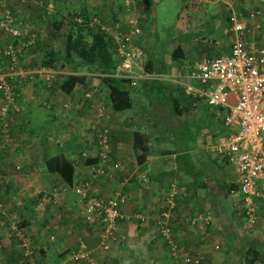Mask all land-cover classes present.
<instances>
[{"label": "crops", "instance_id": "crops-1", "mask_svg": "<svg viewBox=\"0 0 264 264\" xmlns=\"http://www.w3.org/2000/svg\"><path fill=\"white\" fill-rule=\"evenodd\" d=\"M76 1L47 0L44 14L34 7L35 4H43V0H0V14L4 8L11 9L23 32L29 30L28 25H23L29 20L34 21L30 23L31 27L37 28L44 17L52 19L54 15L59 19L58 15L62 14L68 18V15L77 12L92 15L96 11L104 13L106 7L113 10L110 17V13L105 17L98 12L96 16L109 23L115 19L126 23L134 17L143 30L142 35L135 39V46L143 53L144 68L148 73L161 75L158 83L167 93V87L175 83L170 74L185 71L187 63L195 61L189 60L186 53L184 43L189 41L187 33L197 35L195 38L193 33V46L199 40L206 42L203 45H207L208 49L204 50L202 43L197 45V48L203 47L200 58L229 51L233 40V31L228 22L231 7L246 23L244 32L252 33L256 38L252 41L264 46V13L249 16L254 9L264 6L263 0H176L180 7L178 20H181L182 28L178 30L180 26H176L174 31L177 38L175 47L181 46L183 50V55L179 57L158 53L149 39L144 40V33L150 38L154 33L153 29L150 28V31L148 28L152 19L149 16L153 11L152 0H131L129 9L109 0H83L78 10L73 9ZM57 4L63 8H57ZM57 19L53 20L60 21ZM187 21H192L193 27L186 29ZM52 24L56 26L54 22ZM202 27L221 38L226 35V30H230L231 38L228 36L227 45L216 43L214 38V41H209L201 34ZM5 39L0 30V70L7 69V58L1 51ZM37 47L34 44L29 49L36 50ZM19 54L23 68L31 69L39 63L25 65L23 62V65L25 54L23 51ZM167 55H170L168 59ZM171 57L175 61L171 62ZM64 69L71 71L69 67ZM77 71L87 74L80 67ZM59 77L45 80L14 73L9 79L14 86V99L8 103L5 115L0 113L1 251L7 240L14 245L18 239L32 236L42 245L38 251L35 249V254H42L49 264H70V253L78 247L81 239L91 250V258H78L76 264H249L251 257L255 259L252 264H264V199L258 200L256 218L250 221L252 227L248 231L244 227L238 228L239 225L234 224L231 217H221L223 211L242 213L246 217L241 202L238 209L231 211L235 208L231 203L232 194L228 196L223 190L224 183L231 179L228 176L233 178L236 175L231 163L211 153L207 162L206 159L202 160L208 165L202 184L197 179L200 172L193 173L198 167L190 159L194 151L188 145L184 150L174 151L172 146L169 150V143L155 137L156 134L147 141L143 140V144L135 145V130L147 133L155 131L148 122L149 114H152L150 106L156 102L141 104L136 109H133V105L115 109L109 97V87L102 79L93 81L86 75L82 83L67 92L60 87ZM163 81L168 83L162 84ZM82 89L84 92L92 90V96L85 97ZM3 103L5 100L0 92V107ZM101 103L105 105V114L99 116L94 105ZM214 108L216 110L208 109L210 120L206 128L221 121L218 123L221 133L227 132L222 123L223 112L219 114V109ZM103 129L109 133L107 151L110 154L109 161L102 167L104 173L96 169V166H101L97 157L98 131ZM193 139L198 149L204 147L206 150L210 142L218 140L207 138L203 143V139L199 141L197 135L189 139V144H194ZM143 146L148 148L141 161L137 154ZM82 151H87V158L82 157ZM57 155L74 163L72 175L57 171L55 164L60 161H55ZM115 161H120L122 167L114 168L112 163ZM179 171L185 174L186 182L179 181L182 178ZM76 185L82 187V192L74 189ZM174 185L180 186L183 192L175 196L174 206L169 211L171 236L168 238L161 232L159 219L162 209L166 207L164 194ZM117 192L125 197L121 207L124 216L120 219L118 238L111 242L108 252H103L97 247L101 236L100 225L86 217L84 208L91 196H110ZM7 227L11 228L10 234ZM235 229L242 234L239 242H236V237L240 233ZM121 233L125 235L123 240H120ZM14 246L9 249L7 259H15V262L21 260L17 258L20 255L27 257L25 251ZM16 251L17 257L14 258L16 255L13 252ZM30 256L31 253L27 258ZM1 258L3 261L4 258Z\"/></svg>", "mask_w": 264, "mask_h": 264}, {"label": "built area", "instance_id": "built-area-1", "mask_svg": "<svg viewBox=\"0 0 264 264\" xmlns=\"http://www.w3.org/2000/svg\"><path fill=\"white\" fill-rule=\"evenodd\" d=\"M124 2L129 9L131 0ZM261 13H264V6L254 9L249 16L254 17ZM75 18L78 21L83 20L81 16ZM229 19L233 40L227 53L203 56L191 62L190 66L186 65L185 71L171 73L170 76L191 96L198 97L202 102L223 111L222 122L227 132L220 134L217 141L210 142L208 149L221 160L234 166L237 187L233 188L230 194L237 193L241 196L245 215L252 222L256 218L258 200L264 199V46H258L243 37L246 23L232 7ZM85 22L89 26L99 25L111 37L116 60L112 74L129 77L131 85H135L137 80L143 78H160L159 73H148L144 68L143 53L135 46V39L141 35L142 29L134 17L129 18L126 23L115 19L106 24L98 16L88 18ZM0 30L6 37L1 51L7 58V69L0 70V92L5 100L0 107V113L4 116L8 103L14 99V86L9 80L14 73L36 79L41 77L45 80H53L60 76L61 80L69 71L44 65L27 69L19 64V53L33 44L36 33H26V37L16 41L14 37L22 35V30L9 8H4L0 14ZM93 74L94 79H102L107 73ZM91 91L87 90L83 95L91 97ZM94 106L99 116L105 114L103 103ZM98 136L97 157L101 166H96V169L104 173L105 169L102 167L110 159L107 151L108 130H99ZM81 155L84 158L88 157L87 151H82ZM112 164L114 168L122 167L120 161ZM74 189L82 192L80 185H76ZM182 192V189L174 185L164 194L166 207L162 209L159 225L161 232L168 238L171 236L169 211L174 206L175 196ZM124 201V195L119 192L110 196H91L86 201L84 208L86 217L101 225V236L97 245L100 251L108 252L111 242L118 238L120 219L124 216L121 211ZM123 239L125 235L121 233L120 240ZM215 246L218 247V244ZM90 251L81 239L70 256L74 259L81 257L89 259ZM24 255L29 256L28 251H25Z\"/></svg>", "mask_w": 264, "mask_h": 264}, {"label": "rangeland", "instance_id": "rangeland-1", "mask_svg": "<svg viewBox=\"0 0 264 264\" xmlns=\"http://www.w3.org/2000/svg\"><path fill=\"white\" fill-rule=\"evenodd\" d=\"M16 1L17 0H15V2ZM43 1H44L43 4L42 3L35 4L34 7H37V10L39 9V11H41L42 13H44V12L46 13V11H47V6H46L47 0H43ZM109 1H113L112 3L116 2V3H120V4L124 5V0H109ZM6 2H8V0H6ZM82 2H83V0H77L76 3H75V7H73V9H77L78 10V8L80 7ZM152 4H153V11L149 15L150 17H152V19L149 22L148 28H149L150 31H151V29H153L154 33H153V35H151V38L148 36V34L146 35L144 33V35H143L144 40L145 39H147V40L149 39V41L151 42V44L155 48L154 50L157 51L158 53L171 54L172 49L177 44V38H176V35L174 34L175 27L176 26H180V24H181L180 23L181 20H178L180 7H178L176 0H152ZM57 5H58L57 8L58 7L59 8H63L62 5H60V4H57ZM112 7H113V5H112ZM108 9H109L108 7L103 9L104 13H107V14L102 13L100 11V9H99L100 12L96 11L92 15L88 14L86 17L87 18H91L93 16H96L97 12H98V14L104 15V16L108 15L110 13L109 14V17H110L113 10H108ZM61 15H58V17L60 19V22H61L59 27L58 26H54L52 24L53 21H54L53 19H57L54 15H52V19L51 18L50 19H47V18L45 19V17L42 18V21H41L40 25H38L39 27H37V28H35V27L32 28L31 27L30 23L34 22L32 20L27 21L28 22L27 24H23L25 26L28 25L29 26L28 27L29 30H27V32H23V30H22V35L14 37L16 41L17 40L21 41L22 37H26V33H31V32L35 31L36 35L34 36V40L35 41L33 42V44H31L30 46H28L27 48H24L22 50L24 52V54H25V57H26L25 61H22V64H23V62H24L25 65L35 64L36 62H40L41 59L44 57L45 52L48 49H50V47H52L54 49H60L62 47L63 43H64V37H65L66 33L68 32V30L71 27V23L72 22L76 23V18L75 17L76 16H81L83 18L84 15H86V14L73 13L72 15H68L69 16L68 18H64V16H61ZM32 16H33V14H32ZM59 19H57V20H59ZM102 21H103V23H106V24L109 23L108 21H104V20H102ZM252 21L254 22V20H252ZM228 22L230 23V21H228ZM151 24H152V26H151ZM183 24H184V22H183ZM187 24H188V27H186V29L193 27V22L192 21H187ZM177 29L181 30L182 28L180 26V27H177ZM202 29L203 30L201 31V34H203L205 36V38H209V41H214V39H215L216 43H221V44L227 45L226 44L227 43V39L229 37L231 38V32L228 33V31H230V30H226V32H225L226 35L223 38H221L220 36H217V34L215 32L211 33L208 29H205V27L204 28L202 27ZM149 30H147L146 32L149 33ZM142 32H143V30H142ZM193 33L192 32L191 33H187L188 37H189V41H185V43H184V45H185V47L187 49L186 53L188 52L187 55H188L189 60L199 59L201 54H202L203 47H204V50L208 49L207 45H203L204 43H206L205 41L204 42L200 41V40H199V42L197 41L198 42L197 45L200 46L201 43H202L203 47H198L197 48V45L193 46V42H194V39L192 38L193 37ZM194 34H195L194 37L195 36L197 37L196 33H194ZM251 34L252 33L244 32L243 33V37L246 38L247 40H250V41H252V39H256ZM141 35H142V33H141ZM179 38H181V37H179ZM253 43H255V42H253ZM34 44L38 45L37 49L34 50L32 48L30 50L29 48L32 45H34ZM215 44H213V45H215ZM164 45L166 47H164ZM258 46H260V45H258ZM1 47H2V45H1ZM164 48L167 51H165ZM20 55L21 54H19V57H20ZM169 56L167 55L166 59H168ZM28 57H30L29 62H26V59ZM170 59H171V62L175 61V60H173L172 57ZM186 60H188V59H186ZM19 61H20L19 64H21V60H19ZM33 61H35V62L33 63ZM190 63L191 62H188L187 65L190 66ZM38 64H36V65H38ZM79 66H80V68L83 71H85V73H87L86 75H88L91 78H93L92 79L93 81L95 80L94 77H93L94 76L93 73H96L98 71H90L89 72V70H88L89 68L85 64H81ZM167 83H168L167 81H163L162 82V84H167ZM172 86L175 89H177V92L179 91L180 85L174 83V84H172ZM82 92H84V89H82ZM130 95H131L132 102H133V109H136V108L140 107L141 104H144V105L148 104L151 100H155L156 98H158V96H161V99L164 97V100L165 99L169 100V96H165L164 94L161 95L160 93H157L156 91L148 92L147 89L144 87L142 80H137V83L130 87ZM208 109L216 110L214 108V106H210L206 102L203 103L202 100H198V104H196L195 107H189V111L187 113L183 112V114H179L176 117H173V119L176 121V123L181 122V120H183V119L188 120L189 126H190V128L192 130V133H194V136L197 137V135H198L199 136V141L201 139H203V143H204L207 138H209V139L210 138L211 139H217L219 134L224 133V131H222V133H221V128H219L221 126H218V123L221 122V121H217L215 123V126L213 125L210 128H208V129L206 128L205 125H207L209 120H210L209 119L210 117H208V115H210V112H209ZM155 110H157V109H155ZM159 111L157 113L160 114ZM217 113L220 114V112H217ZM217 113L215 112L216 116H217ZM149 115L150 116H149V122L148 123L150 125H153L151 123L153 121L154 116L152 117V114H149ZM165 117L166 116L163 114V110H162V118L165 119ZM162 118H160V119L163 120ZM161 123L162 122H160L159 123L160 125L156 126V127H155V125H153L152 126L153 129L155 131L159 130V132L160 131H165L167 134H169L168 136L171 137V138H173L175 136V134H177V132H176L177 130L174 127H170L171 126L170 124L168 126H163ZM176 126H180V123L177 124ZM201 129H202V131H205L203 134H200V132H202ZM108 135H109V133H108ZM186 139H187L186 137H184V136L182 137V141H186ZM192 141L194 142V139ZM189 142H190V140H188V146H189L190 150L194 151L193 153H191L192 157L190 156V159L191 160L193 159V162H195V164L197 163L196 166L198 167V169L196 168V170H193V173H199L200 172L198 177H197V179L202 180V179H204V172H207V170H208V167H207L208 165L206 163L207 159L209 160V158L211 157L210 154L212 152L210 150H208V149H207L208 150L207 151L206 148H204V147H200V149H198L197 144L195 142H194V144L192 142L189 144ZM201 153H202V155H201ZM202 160H205L206 162H203ZM180 173L181 172L179 171V174ZM181 176H182V178L179 181H181L183 183L186 182L187 179H185V174L181 173ZM228 178H231L229 181H233V182L236 183L237 175H235L233 178L228 176ZM179 187H177V188H179ZM231 201H232L231 202L232 205L235 207V208H232L231 211L234 212L233 210L238 209L237 207H239V202H241L240 195L237 194V193H233L232 197H231ZM223 213H224V211L221 213V217H223L225 219H226V217H227V219L229 217H231V219H234V221H233L234 224L237 223V225H239L238 228L244 227V229H246L248 231L252 227L251 224H250L251 222L247 221L246 217L244 215H242V213H241V215L238 214L237 212H234L236 214H233L231 212L230 213L229 212L228 213H224V214ZM232 228H234V226ZM236 228H237V226H236ZM7 230H8V233L10 234L11 228L9 229L7 227ZM235 230L238 231L239 229H235ZM239 233H240V230H239ZM26 237L24 236V238L21 239V240L17 238L18 239L17 240V244L14 243V245H16L17 248H19V249H21L23 251H28V254L32 251L31 252V256L29 258H27L28 256L27 257H23V258H22V256H20L21 260L20 261H15V262H14L15 259L14 260L7 259L8 252H10L9 249L10 248H15V246L13 245V242H9L7 240V242H5V244H3V245H5V248L2 251L0 250V264H36V263H39V262L41 264H49V260H45L43 258L42 254H35V249L37 251L39 250V247L41 245L40 242H38L35 237H32V236H29L27 238ZM241 237H242V234L240 233V235L236 237V239H237L236 242H239L241 240L240 239ZM29 239L31 240V243L29 242ZM32 239H34L36 241L33 242ZM82 240L84 241V239H82ZM84 242L86 243V241H84ZM0 245H2V244L0 243ZM17 252L18 251L13 252V254L17 256ZM1 257L4 258L3 261L1 260L2 259ZM75 262H77V260L72 258V262L70 264H76ZM67 264H69V263H67Z\"/></svg>", "mask_w": 264, "mask_h": 264}, {"label": "trees", "instance_id": "trees-1", "mask_svg": "<svg viewBox=\"0 0 264 264\" xmlns=\"http://www.w3.org/2000/svg\"><path fill=\"white\" fill-rule=\"evenodd\" d=\"M78 13L82 14L83 12H77L76 14ZM83 14L86 15H84L82 21L76 20V23H71V27L64 37V43L62 47L60 49H54L50 47V49L45 52L44 57L39 62V65L62 69L69 67L71 71H69L60 80V87L67 92H70L75 88L76 85L84 81L86 74L77 71L80 67L79 65L81 64L87 65L89 71L107 73L105 76H102V79L104 83H106L109 87V97L111 100L112 107L115 109L130 108L133 105L132 98L130 95V87L132 86L130 83L131 79L129 77L117 76L111 73L113 67L116 64V60L113 55L114 45L111 40V37L99 25H87V22H85L88 19L86 17L87 13ZM53 22L58 27L61 24L60 21ZM171 55L174 57L182 56L183 50L181 46L177 45L176 47H174L172 49ZM159 81H161L159 80V78H149L145 81L143 80V85L148 92L156 91L161 95L164 94L165 96H169V100H164V97L161 99V96H158V98L149 102V104L151 102H156L155 104H153V106L148 105L151 109H153L152 117L154 116V122L152 121V124L156 126H159L160 122H162L161 124L163 126H168L170 124V127H174L177 130V134H175V136L171 138L168 136L169 134H167L165 131L159 132L158 130L156 132L153 131L152 133H147L141 130H135L134 143L135 145H141L143 144V140L147 141L151 135L156 134L155 137H157L158 139L163 138L169 143V150L171 149V146L172 150L174 151L180 149L184 150L188 147V140L192 136H194V133H192L188 120L183 119L181 120V122L176 123L173 117H176L179 114H183V112L187 113L189 111V107H195V105L198 104L199 98L188 94L185 91L184 87L175 81V84L180 85L179 91L177 92V89H175L171 85L167 87V93L166 90L163 89V87L158 83ZM158 110H161L160 114L157 113ZM162 110L163 114L166 116L165 119L162 118ZM219 112L221 114L223 111L219 109ZM160 118H162L163 120H161ZM179 123L180 126H176ZM222 123H220V125ZM183 136L187 138L186 141H182ZM143 148L142 151L137 154L138 160L141 161L143 160L144 155L147 153L148 146H143ZM55 161H57V164H55V168L58 172L63 175H72L74 170V163H72L71 160L69 161L66 158H63L62 156L57 155L55 156ZM60 165H62L63 167V169L61 168V170ZM204 174H206V172H204ZM204 179L201 180L202 184ZM223 186V190L226 195L230 196L231 190L233 188H236L237 184L233 181H226ZM97 223L100 225L99 222ZM16 257L17 256H14V258ZM17 258L20 257L18 256ZM248 260L249 264H252L255 259L254 257H251Z\"/></svg>", "mask_w": 264, "mask_h": 264}]
</instances>
